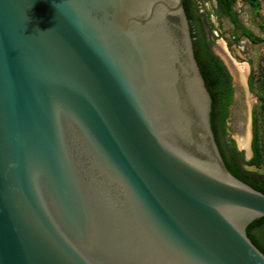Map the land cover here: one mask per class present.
Instances as JSON below:
<instances>
[{
  "label": "water",
  "instance_id": "water-1",
  "mask_svg": "<svg viewBox=\"0 0 264 264\" xmlns=\"http://www.w3.org/2000/svg\"><path fill=\"white\" fill-rule=\"evenodd\" d=\"M210 111L183 0H0V264H264Z\"/></svg>",
  "mask_w": 264,
  "mask_h": 264
},
{
  "label": "rangeland",
  "instance_id": "rangeland-1",
  "mask_svg": "<svg viewBox=\"0 0 264 264\" xmlns=\"http://www.w3.org/2000/svg\"><path fill=\"white\" fill-rule=\"evenodd\" d=\"M255 1L259 4L258 9L248 1H235L232 6L235 23L218 12L215 1L197 0V6L208 31L207 35L214 41V53L217 51L215 46L222 48L237 68L238 66L246 68L245 77L250 80L251 86L247 90L246 99V91L240 84L238 101L240 107L244 109L246 101L249 100L252 121L254 117L256 129L264 140V0ZM213 32L218 36H214ZM229 135L234 140L240 158L247 162L248 155L239 146L236 131L230 132ZM245 168L264 174V164L259 169L249 166ZM252 233L259 237L261 229H253Z\"/></svg>",
  "mask_w": 264,
  "mask_h": 264
},
{
  "label": "trees",
  "instance_id": "trees-1",
  "mask_svg": "<svg viewBox=\"0 0 264 264\" xmlns=\"http://www.w3.org/2000/svg\"><path fill=\"white\" fill-rule=\"evenodd\" d=\"M197 1V0H196ZM206 1V0H205ZM217 3L218 12L226 17H229L235 23L234 12L232 9L233 4L236 0H214ZM251 3L254 7H257L255 0H245ZM189 5V6H188ZM183 8L189 23L190 34L192 38L194 57L199 67V71L204 80L205 87L211 97V111H210V122L211 128L214 134L215 141L217 143L218 149L224 161V164L228 171L237 179L244 182L245 184L252 187L254 190L264 194V174L258 173L256 171L248 170L245 166L254 167L259 169L264 164V140L261 134L256 129L255 120L253 117L252 121V139H251V152L252 155L247 162H243L240 158V153L237 150L234 141L227 144L226 149L223 150L219 145L218 132L224 129L223 117L219 121L218 126L214 125V113H216V105L220 104L222 98L224 97L227 104L230 100V89H229V76L225 73V67L212 56L213 62L206 59V54L208 53L209 44L208 41H203L202 47L204 48L205 56H201L196 48V42L193 41V31L192 23H194L199 15H196L197 8L194 5L190 7L188 0H183ZM203 24V22H202ZM201 24V25H202ZM248 86L250 88V80L248 79ZM227 88V90H226ZM226 146V145H225ZM254 228H260L261 234L259 237L252 233ZM246 234L252 243L262 252L264 251V217L259 218L251 222L246 227ZM261 237V238H260ZM256 241V242H255ZM264 254V252H262Z\"/></svg>",
  "mask_w": 264,
  "mask_h": 264
},
{
  "label": "flooded vegetation",
  "instance_id": "flooded-vegetation-1",
  "mask_svg": "<svg viewBox=\"0 0 264 264\" xmlns=\"http://www.w3.org/2000/svg\"><path fill=\"white\" fill-rule=\"evenodd\" d=\"M212 1H214V0H212ZM188 2L190 4V7L193 4L194 8L196 7L198 9L196 0H188ZM216 6H217V3H216ZM258 6H259V4L257 5V7H255V9L256 8L258 9L259 8ZM196 15H199V17L197 18V20L194 23H192L191 27H192V31L194 34L193 41L196 42V48H197L199 54L201 56H205L204 55L205 54L204 48L202 47L203 43H205V42H203V41H207V42L209 41L210 42L209 49H208V53L206 54V57H208V58H206V59L207 60L209 59L210 62H213L214 61L212 59V56H213L215 59L219 60V62L225 67V73L228 74V76H229L228 82H229V89H230V100L228 101L227 104H224L225 99H224V97L222 98L220 104L218 103V105H216V109H215L216 113H214V119H213L214 125L217 127L219 124V121L221 119V116L223 117L224 129L219 130L218 139H219V145L221 146V148L223 150H225L226 149L225 147H227V144H230L231 141H234L229 135L230 132H233V131L235 132V128L233 127V121L235 120L234 113L237 112L239 114V112L241 113V111H242V108L240 107L239 101H238L240 99V95L238 98L235 97L236 92H238L240 94V92L238 91L240 84H239V86H237L238 85L237 83H240V82H239L238 78H235V76L232 75V73L228 70V67L225 65L224 61L222 60L220 54L224 50L222 48L215 46V50H217V51H216V53H214V51H213L214 41H212L207 35L208 31H207L205 23L201 17L202 15L199 13V9L197 10ZM202 22H203V24H202ZM213 33H214V36H216V37L218 36L215 32H213ZM246 84H247V87L249 88L247 79H246ZM226 90H227V88H226ZM228 123H230V125ZM254 229H256V228H254ZM261 240H263V242H264V239L261 238ZM262 252H264V251L262 250Z\"/></svg>",
  "mask_w": 264,
  "mask_h": 264
},
{
  "label": "bare ground",
  "instance_id": "bare-ground-1",
  "mask_svg": "<svg viewBox=\"0 0 264 264\" xmlns=\"http://www.w3.org/2000/svg\"><path fill=\"white\" fill-rule=\"evenodd\" d=\"M237 69H238V75H237L238 77L237 78L240 79V81H242V79L246 76L247 70L243 66H238ZM236 140H237L239 146L244 149V147L247 144L246 136H241V135L237 134ZM246 153H247V155H249V151H246Z\"/></svg>",
  "mask_w": 264,
  "mask_h": 264
}]
</instances>
